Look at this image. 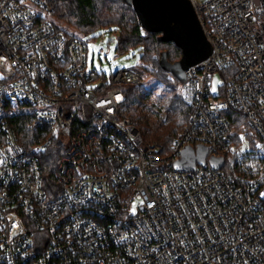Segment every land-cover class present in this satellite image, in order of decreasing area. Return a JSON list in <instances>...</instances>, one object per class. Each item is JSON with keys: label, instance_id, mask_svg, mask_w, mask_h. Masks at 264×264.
Here are the masks:
<instances>
[{"label": "built area", "instance_id": "2783aa9c", "mask_svg": "<svg viewBox=\"0 0 264 264\" xmlns=\"http://www.w3.org/2000/svg\"><path fill=\"white\" fill-rule=\"evenodd\" d=\"M190 2L212 53L166 148L123 115L141 61L99 72L46 0H0V264H264V0Z\"/></svg>", "mask_w": 264, "mask_h": 264}, {"label": "trees", "instance_id": "16d2710c", "mask_svg": "<svg viewBox=\"0 0 264 264\" xmlns=\"http://www.w3.org/2000/svg\"><path fill=\"white\" fill-rule=\"evenodd\" d=\"M51 15L59 29L70 36L83 38L99 29L115 31L118 34V48L121 51L138 50L143 67L151 76L165 82L181 83L171 73L162 69L160 58L167 52L170 62L178 61L182 50L172 41L159 40L160 33L148 32L139 23L133 8L124 0H46ZM147 87L129 86L123 115L128 117L142 132L144 139L169 148L174 138L187 123L191 108L179 93L170 94L165 87L154 99ZM19 139L25 140L34 134L26 118L15 122ZM27 136V137H25ZM61 143L55 142L41 156L48 184L55 183L54 171L63 152Z\"/></svg>", "mask_w": 264, "mask_h": 264}, {"label": "water", "instance_id": "95a60500", "mask_svg": "<svg viewBox=\"0 0 264 264\" xmlns=\"http://www.w3.org/2000/svg\"><path fill=\"white\" fill-rule=\"evenodd\" d=\"M133 6L141 27L148 32L160 33L159 40L172 41L182 50L181 58L170 62L167 52H163L160 65L181 82L186 80V70L205 60L212 53L197 13L190 0H124ZM207 151L200 150L198 157L191 149L184 152L178 163L181 167L193 168L196 161L204 163ZM221 165V164H219Z\"/></svg>", "mask_w": 264, "mask_h": 264}, {"label": "rangeland", "instance_id": "374dc122", "mask_svg": "<svg viewBox=\"0 0 264 264\" xmlns=\"http://www.w3.org/2000/svg\"><path fill=\"white\" fill-rule=\"evenodd\" d=\"M47 18L56 24L65 26L64 24L58 23L51 14H47ZM83 39L86 40L89 47L87 53L88 62L89 64H93L99 72H113L121 68L139 65L141 61L138 50L129 49L123 52L118 48V34L114 30L105 31L99 29L93 34L83 36ZM144 78L147 82L145 87L151 90V99L161 94L164 87L170 94L179 92L181 83L172 81L165 82L148 73L144 75Z\"/></svg>", "mask_w": 264, "mask_h": 264}, {"label": "snow or ice", "instance_id": "6c2138e0", "mask_svg": "<svg viewBox=\"0 0 264 264\" xmlns=\"http://www.w3.org/2000/svg\"><path fill=\"white\" fill-rule=\"evenodd\" d=\"M262 195H264V193H262Z\"/></svg>", "mask_w": 264, "mask_h": 264}]
</instances>
